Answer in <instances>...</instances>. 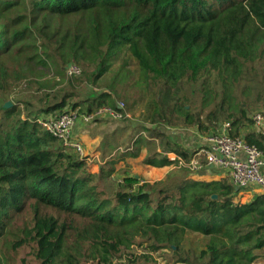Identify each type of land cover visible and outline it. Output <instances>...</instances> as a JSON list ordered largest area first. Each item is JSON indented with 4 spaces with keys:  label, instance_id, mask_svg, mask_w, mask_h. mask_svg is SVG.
Returning <instances> with one entry per match:
<instances>
[{
    "label": "trees",
    "instance_id": "trees-1",
    "mask_svg": "<svg viewBox=\"0 0 264 264\" xmlns=\"http://www.w3.org/2000/svg\"><path fill=\"white\" fill-rule=\"evenodd\" d=\"M125 48L151 100L144 124L105 136L109 161L94 172L37 120L116 107L113 86L82 98L73 81L96 83ZM70 64L81 73L68 76ZM23 88L35 94L22 107L0 103V264H160L156 253L165 264L258 263L264 193L240 202L232 183L201 178L205 167L187 166L195 150L164 128L208 136L229 124L264 149L250 117L264 106V0H0V98ZM143 150V164L178 170L141 185L127 175L108 193L115 158Z\"/></svg>",
    "mask_w": 264,
    "mask_h": 264
},
{
    "label": "rangeland",
    "instance_id": "rangeland-1",
    "mask_svg": "<svg viewBox=\"0 0 264 264\" xmlns=\"http://www.w3.org/2000/svg\"><path fill=\"white\" fill-rule=\"evenodd\" d=\"M120 55L121 58L117 59L112 64L110 72L103 78L99 79L96 83L90 82L88 80L87 74H84L78 79H74L73 81L75 84H78L80 86L79 92L82 98H87L91 94L104 93L108 91L109 87L107 86L110 85L115 88L114 92H112L113 98L116 102L125 103L127 116H125L119 121L110 119V117L107 116H103L102 118L104 119L101 120L100 124H105L106 128L108 126V122H114L115 126L117 125L120 128L122 126H136L139 124H144L142 121V115L146 113L147 103L149 100H151L149 92L144 89V85L140 82L139 67L137 66L134 59L129 56L126 48L120 53ZM34 94V90L23 88L16 92H8L3 94L0 98V103L5 101V105L9 102L11 105L15 104L17 106L22 107L23 103L31 100ZM263 108L264 106H260L259 104L255 103L252 112L250 113V117L252 118L257 111ZM84 124L87 125L90 123L84 122ZM93 124L99 125L98 122H95ZM164 129L167 131V133H169L172 139L174 138L173 141L175 139H178L179 143L191 149H195L196 147L199 148V146L203 144L204 136L201 135L195 128L186 129L180 127H166ZM107 130L110 129L107 128L103 131L108 134ZM98 135H103V137L105 136L104 134L95 132L94 137H91L88 134V137H85L84 139H82V141L80 140L84 147L85 155L90 156V161L93 165L92 170L94 172L98 171L100 166L105 165L106 163H108L107 161H109V159H107L104 155L99 154L98 152L99 150H102L104 148V145L96 141L95 137ZM144 154L145 150L141 152V155L139 157L132 159L129 157L120 159V155H117L118 157L115 158L117 162L115 165L112 166L114 168L112 176H109L102 182L104 189L108 193H114L118 186L122 184L121 182L123 177L127 175L135 176L137 179H139L138 185H141L145 182L154 183L164 180L173 171L178 170V168H175L176 166L174 165L164 167L145 165L142 162ZM169 155L171 156V153H169L168 156ZM123 170H125V172H123ZM195 173H197V171H195ZM198 173H200L199 176L201 178H210L206 176V172L204 171ZM224 179L228 181L226 177H224ZM138 185L135 186V188L138 187ZM246 189H253L252 191L254 192V194L259 192L258 188L253 186H249V188ZM244 195H247V193H245ZM244 195L241 196L239 200L240 202H244V200H247L244 199ZM135 251L137 253H141L142 249H136ZM159 253L162 254V252ZM257 254L259 256L257 264H264V249L258 250ZM155 256L160 264H165V261L162 259V257L159 256V254L156 253Z\"/></svg>",
    "mask_w": 264,
    "mask_h": 264
},
{
    "label": "built area",
    "instance_id": "built-area-1",
    "mask_svg": "<svg viewBox=\"0 0 264 264\" xmlns=\"http://www.w3.org/2000/svg\"><path fill=\"white\" fill-rule=\"evenodd\" d=\"M81 73V67L70 64L67 75L75 76ZM110 117L121 120L125 113V103L116 102V107L102 106L93 113H82L77 110L65 111L55 115L40 117L37 121L47 131L63 141L80 156L85 151L81 142L73 138V129L78 122L90 123L94 118ZM255 131L264 138V108L257 111L253 117ZM229 124L222 126V132L203 137V144L191 158L187 166L193 171H200L205 166H215L227 172L233 185L240 191L257 187L264 193V149L255 144H249L243 136L232 137L228 133ZM181 164L183 162H180Z\"/></svg>",
    "mask_w": 264,
    "mask_h": 264
},
{
    "label": "crops",
    "instance_id": "crops-1",
    "mask_svg": "<svg viewBox=\"0 0 264 264\" xmlns=\"http://www.w3.org/2000/svg\"><path fill=\"white\" fill-rule=\"evenodd\" d=\"M111 123V124H110ZM107 128H109L110 130H107L108 131V134L109 135H113L114 132H116V130L118 129V126L114 124V122H108L107 124ZM105 124H101V125H94V124H87L85 125L84 122H78L77 125L75 126V128L73 129V136H74V139L76 141H79L80 140L82 141V139H84L85 137H88L87 135L89 134L91 137H94L95 136V132H99L100 134H104L105 136L108 135L106 134L103 130L107 129ZM252 130L255 131L254 129V126H252L251 128ZM89 131V132H88ZM105 136L103 137V135H98L96 136V141H98V143H101L103 144L104 142V138ZM94 139V138H93ZM174 139V138H173ZM174 141H179L178 139H175ZM97 143V142H96ZM100 144V145H101ZM198 147H196L194 150H195V153L197 152V149ZM200 148V147H199ZM197 149V150H196ZM99 154H100V150L98 151ZM194 153V154H195ZM169 157L174 160L177 158V156L173 153H171V156L169 155ZM204 169V168H203ZM203 169H201L200 171H202ZM207 171L206 173V176L210 177V178H206V180L208 181H211V180H215V181H223L225 180L224 177H226L228 179V182L232 183L231 181V178L229 177V175L227 174V172L223 171L222 169L220 168H217L215 166H205V169ZM262 172L264 174V167L262 169ZM233 184V183H232ZM253 189H243V190H240L238 193V199L240 200L241 196L244 195L245 193H247V195H244L245 198L244 199H247L246 201L244 200V202H250L252 201L258 194H262L261 191H258L256 194H254V192L252 191Z\"/></svg>",
    "mask_w": 264,
    "mask_h": 264
},
{
    "label": "water",
    "instance_id": "water-1",
    "mask_svg": "<svg viewBox=\"0 0 264 264\" xmlns=\"http://www.w3.org/2000/svg\"><path fill=\"white\" fill-rule=\"evenodd\" d=\"M5 106H11V104L8 102ZM213 197L215 198L217 195H214Z\"/></svg>",
    "mask_w": 264,
    "mask_h": 264
}]
</instances>
